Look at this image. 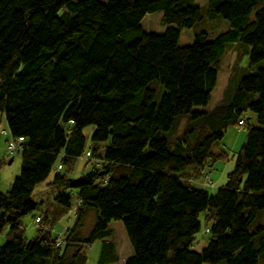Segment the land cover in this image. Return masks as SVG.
Here are the masks:
<instances>
[{
    "label": "trees",
    "instance_id": "16d2710c",
    "mask_svg": "<svg viewBox=\"0 0 264 264\" xmlns=\"http://www.w3.org/2000/svg\"><path fill=\"white\" fill-rule=\"evenodd\" d=\"M156 12L160 34L142 23ZM204 14L217 24L180 46V29ZM237 40L250 68L264 59V0H206L204 11L195 0H0V114L10 136L24 138L19 175L0 192V264H86L83 247L95 241L98 263L112 264V221L122 222L132 249L124 264H264V66L212 109H192L208 103L224 44ZM181 116L185 131L170 150L164 133ZM241 119L246 136L226 182L212 194L193 186L213 145ZM83 156L90 170L69 176ZM53 170L58 209L38 214L50 226L27 240L20 219L40 209L33 191ZM74 206L72 226L52 237ZM201 213L210 238L195 251Z\"/></svg>",
    "mask_w": 264,
    "mask_h": 264
},
{
    "label": "rangeland",
    "instance_id": "374dc122",
    "mask_svg": "<svg viewBox=\"0 0 264 264\" xmlns=\"http://www.w3.org/2000/svg\"><path fill=\"white\" fill-rule=\"evenodd\" d=\"M106 1V0H102ZM195 3L204 9L206 8V0H195ZM161 13H151L146 14L142 20L143 26L148 31L155 32L157 34L162 33L166 27L161 25L160 23ZM218 22V19H210L204 14L203 19L197 23H195L191 28H181L179 35V45L186 46L190 44L193 40V37L196 33L207 30L213 26H215ZM248 46L243 44L240 40L237 41H228L225 42L223 47V52L219 58V66H218V74H217V82L216 85L211 92L210 99L205 106H195L192 109L195 111H202L212 109L215 105H217L225 90L232 93L238 81L242 76L249 73L251 70H255L258 67L264 66V59L261 60L255 66L251 68L248 65ZM157 91L158 98L163 93V86L158 81H153L150 84ZM141 94H137V100H139ZM244 117H247L248 124H252L254 122V114L252 112L244 113ZM187 122V116L178 117L175 121L174 127L164 133V136L168 140V147L170 150L174 149L175 141L174 138L185 131V125ZM94 127L89 125L84 128L83 133L86 137V147L91 145V134ZM5 130V133H3ZM246 136V127L237 125H230L226 128L223 138L215 143L212 147V152L214 153V158L211 156L207 159V164L204 167V171L209 175H202L200 179H206L205 184L201 182L191 181L190 183L197 187L202 188L208 191L210 194L215 193L217 188L222 186L226 182L227 175L233 170L234 167V158L235 153L242 146L244 139ZM10 138V133L4 119V116L0 114V192L6 193L13 181V179L19 175L21 158L19 153H14L12 156H8L6 154V140ZM87 148L85 151H87ZM84 151V152H85ZM225 153L226 156L220 157L219 154ZM218 156V157H216ZM216 157V158H215ZM12 158L11 162L9 160ZM85 156L81 158H77L74 166H71L69 169V176H78L81 173H86L90 170L91 165H85ZM59 160L57 161V163ZM56 167V166H55ZM64 169L62 170V172ZM54 175V170L49 174V176L45 179V181L41 182L35 188L36 191H33V199L39 201V199H43L41 208L38 211H35L31 214L25 215L20 219V222L23 224L25 230V237L27 240H31L35 237L38 227L49 228L50 224L35 221V214H40L43 218L46 214L53 217L56 212L55 204L52 203L54 195L57 193V188L48 186L47 183L52 180ZM195 180V179H193ZM48 187V191L46 193L40 192L41 188L45 189ZM54 202V201H53ZM76 211V207L74 206L72 210L66 212L63 216L59 218L56 222L54 228L51 231L52 237L60 238L63 237L66 228L72 226L74 217L72 216V211ZM40 212V213H39ZM95 214L93 211H90L82 225L81 235L86 236L93 225ZM201 222V228L199 232L195 235V239L192 245V250L200 251L209 240V233L206 232L208 229L206 228L204 221L205 216L204 213H201L199 216ZM120 225V226H119ZM110 227L112 228L113 235L110 237L111 241L115 244L116 252L118 255V260L112 264H123L122 260L132 254V249L129 246L128 239L125 235V231L123 228V224L121 221H112L110 223ZM7 229L0 233V245L4 244L7 240L6 237ZM101 251V242L95 241L90 246H84L83 252L86 253V264H99L98 259ZM130 253V254H129ZM52 258L50 257L47 260V264H50ZM225 264V263H221Z\"/></svg>",
    "mask_w": 264,
    "mask_h": 264
},
{
    "label": "built area",
    "instance_id": "2783aa9c",
    "mask_svg": "<svg viewBox=\"0 0 264 264\" xmlns=\"http://www.w3.org/2000/svg\"><path fill=\"white\" fill-rule=\"evenodd\" d=\"M245 124L244 119H241L238 121V125L239 126H243ZM3 133H5V130H3ZM24 141L23 137H11L9 139H7L6 141V154L8 156H12L14 153H16L20 147H21V143ZM85 156H90V152L89 150L85 152ZM61 169V164L59 163L57 165V170ZM73 214H75V212H73ZM35 221L38 223L40 222V218L39 217H35ZM56 243H59V239L56 240Z\"/></svg>",
    "mask_w": 264,
    "mask_h": 264
},
{
    "label": "crops",
    "instance_id": "0c3cea01",
    "mask_svg": "<svg viewBox=\"0 0 264 264\" xmlns=\"http://www.w3.org/2000/svg\"><path fill=\"white\" fill-rule=\"evenodd\" d=\"M3 116V115H2ZM7 141V140H6ZM11 160H12V158H11ZM10 161V160H9ZM205 175H207L208 177H209V175L208 174H205ZM194 178H192L191 177V179H190V181H195V180H193ZM205 181H206V179H199L198 181H195L196 183L197 182H201L202 184L204 183L205 184ZM51 181H49L48 183H47V185L48 186H51V187H53L51 184H49ZM207 182V181H206ZM37 187V186H36ZM35 187V188H36ZM36 191V189H34V192ZM40 192H43V193H46L47 191H48V187L47 188H45V189H43V188H41L40 190H39ZM39 201H43V199H39ZM52 203H53V201H52ZM41 208H43V206L41 205L40 206V210H41ZM35 217H38V214H35ZM120 226V225H119ZM112 229V228H111ZM112 235H113V232H112ZM112 235H111V237H112ZM126 235V234H125ZM127 237V236H126ZM128 239V238H127ZM105 240H108V241H111V239H110V237L109 238H105ZM112 242V241H111ZM128 242H129V240H128ZM113 243V242H112ZM93 244V243H92ZM91 244V245H92ZM114 244V243H113ZM114 246H115V244H114ZM129 246H130V244H129ZM131 247V246H130ZM115 250H116V247H115ZM130 254V253H129ZM128 256H126L123 260H122V262H123V264H124V261H125V259L127 258Z\"/></svg>",
    "mask_w": 264,
    "mask_h": 264
},
{
    "label": "water",
    "instance_id": "95a60500",
    "mask_svg": "<svg viewBox=\"0 0 264 264\" xmlns=\"http://www.w3.org/2000/svg\"><path fill=\"white\" fill-rule=\"evenodd\" d=\"M9 162H11V159H10V161Z\"/></svg>",
    "mask_w": 264,
    "mask_h": 264
}]
</instances>
